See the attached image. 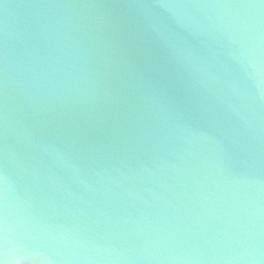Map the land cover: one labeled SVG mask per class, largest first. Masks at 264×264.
Here are the masks:
<instances>
[{
  "label": "water",
  "instance_id": "obj_1",
  "mask_svg": "<svg viewBox=\"0 0 264 264\" xmlns=\"http://www.w3.org/2000/svg\"><path fill=\"white\" fill-rule=\"evenodd\" d=\"M0 264H264V0H0Z\"/></svg>",
  "mask_w": 264,
  "mask_h": 264
}]
</instances>
